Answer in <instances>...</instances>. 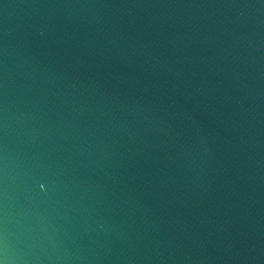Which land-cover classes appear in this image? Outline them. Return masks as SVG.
I'll use <instances>...</instances> for the list:
<instances>
[{
    "label": "water",
    "instance_id": "1",
    "mask_svg": "<svg viewBox=\"0 0 264 264\" xmlns=\"http://www.w3.org/2000/svg\"><path fill=\"white\" fill-rule=\"evenodd\" d=\"M0 264H264V0H0Z\"/></svg>",
    "mask_w": 264,
    "mask_h": 264
}]
</instances>
